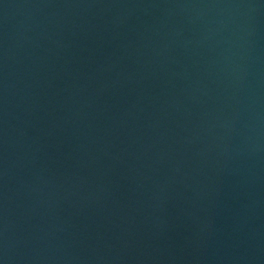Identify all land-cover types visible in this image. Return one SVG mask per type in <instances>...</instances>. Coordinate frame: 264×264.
Here are the masks:
<instances>
[{"label":"water","instance_id":"1","mask_svg":"<svg viewBox=\"0 0 264 264\" xmlns=\"http://www.w3.org/2000/svg\"><path fill=\"white\" fill-rule=\"evenodd\" d=\"M0 264H264V0H0Z\"/></svg>","mask_w":264,"mask_h":264}]
</instances>
